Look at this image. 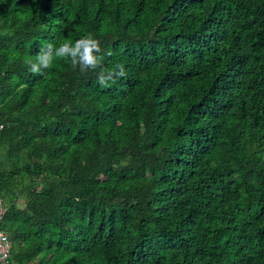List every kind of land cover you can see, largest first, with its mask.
<instances>
[{
  "label": "trees",
  "instance_id": "1",
  "mask_svg": "<svg viewBox=\"0 0 264 264\" xmlns=\"http://www.w3.org/2000/svg\"><path fill=\"white\" fill-rule=\"evenodd\" d=\"M0 198L7 264H264V0H0Z\"/></svg>",
  "mask_w": 264,
  "mask_h": 264
},
{
  "label": "clouds",
  "instance_id": "2",
  "mask_svg": "<svg viewBox=\"0 0 264 264\" xmlns=\"http://www.w3.org/2000/svg\"><path fill=\"white\" fill-rule=\"evenodd\" d=\"M101 50L100 41L89 34L86 37L78 39L74 45L71 42H64L54 48L52 44H48L40 50L34 60L29 59L26 61V64L28 65L29 72L38 75L42 74L43 70L50 68L54 59L66 58L70 59L74 69L79 67L80 72L84 73L89 69L94 70L100 65L103 55L98 57L96 53L101 52ZM116 68L120 69L117 77L125 75L122 65H116ZM113 72V70L107 73L101 71L97 74V80L101 86L106 87L108 81L113 80L111 78Z\"/></svg>",
  "mask_w": 264,
  "mask_h": 264
},
{
  "label": "built area",
  "instance_id": "3",
  "mask_svg": "<svg viewBox=\"0 0 264 264\" xmlns=\"http://www.w3.org/2000/svg\"><path fill=\"white\" fill-rule=\"evenodd\" d=\"M4 212L3 202L0 198V217ZM10 250V241L7 234L0 229V264H7Z\"/></svg>",
  "mask_w": 264,
  "mask_h": 264
}]
</instances>
